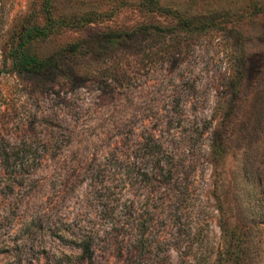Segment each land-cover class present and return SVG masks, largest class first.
<instances>
[{
    "label": "rangeland",
    "instance_id": "obj_1",
    "mask_svg": "<svg viewBox=\"0 0 264 264\" xmlns=\"http://www.w3.org/2000/svg\"><path fill=\"white\" fill-rule=\"evenodd\" d=\"M158 1L206 28L53 0L65 24L29 52L59 60L38 77L10 52L42 0H0V153H28L0 166V264H264V0ZM152 141L179 185L147 180Z\"/></svg>",
    "mask_w": 264,
    "mask_h": 264
},
{
    "label": "trees",
    "instance_id": "obj_2",
    "mask_svg": "<svg viewBox=\"0 0 264 264\" xmlns=\"http://www.w3.org/2000/svg\"><path fill=\"white\" fill-rule=\"evenodd\" d=\"M141 5L150 13H157L160 16H173L179 28L186 33H193L194 31L206 28V26L201 23L198 18L182 17L175 11L161 6L158 0H142ZM42 9L45 15V25H33L26 28L22 33L17 46L10 52L12 67L15 71L19 73L32 74L38 77L44 76L48 70L57 66L59 56L52 54L47 58H39L37 55L31 54L29 52L30 44H32V42L37 39H46L57 27L65 24L64 20H59L54 16L53 0H42ZM146 28H148V26H143L141 27V30H145ZM150 28H152L157 35H160L165 30L158 25H153ZM126 34L127 33L124 32H110L105 34L102 40L105 43L113 44L115 41L123 39ZM78 48L79 45L74 44L70 47V51L74 52ZM161 148L162 146L158 142L152 141L150 145L151 152L146 154V160H150V162H152L150 165L151 167L149 170V175L147 174V180L152 185V187L158 184V188H171L174 187L176 183L179 185V182L172 177L173 173L172 169L170 168V159H167V157V161L161 159L163 156L159 155ZM27 154L28 153H19V151L13 153H6L4 151V153H0V166L9 175L17 174L19 173V167L24 165L23 160ZM42 159L43 153H38L37 157H34L33 159V161L36 160L35 166L40 165L42 163ZM90 250L89 240H86V242L83 244V252L88 254ZM218 264H225L222 258L219 260Z\"/></svg>",
    "mask_w": 264,
    "mask_h": 264
}]
</instances>
